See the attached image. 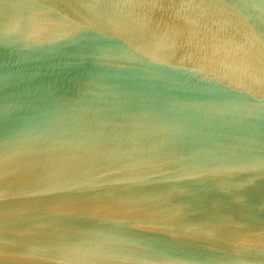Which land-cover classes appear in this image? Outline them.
Instances as JSON below:
<instances>
[{
    "label": "water",
    "instance_id": "obj_1",
    "mask_svg": "<svg viewBox=\"0 0 264 264\" xmlns=\"http://www.w3.org/2000/svg\"><path fill=\"white\" fill-rule=\"evenodd\" d=\"M0 264H264V0H0Z\"/></svg>",
    "mask_w": 264,
    "mask_h": 264
}]
</instances>
